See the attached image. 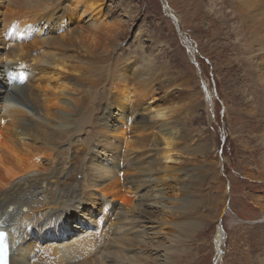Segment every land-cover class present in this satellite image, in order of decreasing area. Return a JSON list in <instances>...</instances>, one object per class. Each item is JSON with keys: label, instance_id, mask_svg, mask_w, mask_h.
I'll list each match as a JSON object with an SVG mask.
<instances>
[{"label": "bare ground", "instance_id": "obj_1", "mask_svg": "<svg viewBox=\"0 0 264 264\" xmlns=\"http://www.w3.org/2000/svg\"><path fill=\"white\" fill-rule=\"evenodd\" d=\"M104 3L9 0L4 15L9 18L2 20L0 32L5 62L0 58V230L8 232L11 264H184L178 248L188 249L201 229L198 210L204 203L197 185L207 184L212 195L211 170L219 164L213 159L205 167L200 155L194 157L204 176L184 186L169 166L181 156L178 146L186 144L187 131L195 144L197 130L190 124L196 122L201 94L191 90L188 75H165L160 89L144 70L145 75L132 74L143 80L134 89L128 66L99 74L101 66L112 64L113 28L97 25L92 16L90 26H79L82 20L70 33L67 29L81 10L97 11ZM209 5L208 14L224 26L236 21L233 33L260 88L264 114V0H211ZM15 8L21 13L15 15ZM40 33L50 38L41 39ZM70 73L77 77L61 85ZM112 106L118 111L111 113ZM206 147L198 142L190 151L195 156ZM151 152L158 157L146 159ZM158 171L174 174L159 177ZM171 178L177 182L170 186L175 197L165 198L168 187L159 182ZM155 183L158 189L148 190ZM156 225L170 227L166 241L158 242L162 231ZM221 232L215 239L220 259ZM260 240L264 246V233ZM262 252L256 264H264Z\"/></svg>", "mask_w": 264, "mask_h": 264}, {"label": "rangeland", "instance_id": "obj_2", "mask_svg": "<svg viewBox=\"0 0 264 264\" xmlns=\"http://www.w3.org/2000/svg\"><path fill=\"white\" fill-rule=\"evenodd\" d=\"M195 1L105 0L104 5L97 11L91 10L86 14L84 10L77 11V19L69 24L67 33L82 20L84 22L79 26H90L89 20L92 16L97 17V25L112 27L113 45L116 42L113 48H109L112 64L101 66L99 74L103 72L102 76L106 77L112 75L117 66L120 70L128 66L129 79L132 77L136 81L134 87L129 86L130 88H138V83L143 81L135 80L132 74H144V70H148L145 72L146 76L157 85L155 88L160 89L162 87L159 85L166 80V76L173 75L178 78L188 75L191 78V90L195 95L201 94V99L196 102L200 104L195 116L196 122L189 123L197 130L194 133L195 144L186 130V144L178 146L181 156H175V161L170 162L169 166L175 167L173 169L179 175L177 180L184 186L190 178L196 181L204 176L201 173L202 168L199 167L200 163L197 164L194 157L196 159L200 155L205 167L213 159L219 165L211 170L214 176L211 182L214 186L212 195L207 194V184L197 185L200 194L198 199H201V204L202 201L204 203L198 210L201 229L190 238L188 249L180 247L177 254L184 264H256V257H263L264 248L260 240L264 233V114L260 108V88L257 89V83L253 81L247 57L240 54L232 27L237 26L236 21H230L224 26L216 16L208 14L211 0H203L199 5ZM8 3L9 0L0 1V32L4 28L2 20L9 18L8 15L4 17ZM62 3L63 1L56 4L57 12L62 11ZM19 11L21 10L15 8L14 14L21 13ZM230 11L231 9L225 10V13ZM63 13L65 18L68 10ZM94 22L95 19L92 23ZM49 25L55 28V20H50ZM46 27L44 30L48 29ZM59 35L60 33L57 36ZM38 36L35 35L32 41ZM40 36L41 39L50 38L42 33ZM45 50L46 48L38 52L40 54ZM2 61L4 62L3 59ZM116 62L117 65L113 67ZM18 66H22L21 62H18ZM74 77L77 76L70 73L61 85L69 86ZM159 92V96L165 94L162 90ZM2 107L4 103L1 105V115ZM110 111L114 113L118 110L112 106ZM141 115L147 117V112ZM198 142L206 144L207 147L194 156L190 150ZM148 155L146 159L150 156L158 157L157 152ZM133 174L135 173L131 175ZM172 174L173 171L156 173L159 177ZM142 176L144 177L137 175L134 178L139 177L140 180ZM156 183L148 190L158 189ZM175 183L177 182L172 178L159 182L161 186L169 188L163 192L167 195L165 198L175 197V192L170 189ZM224 194L225 206L224 197L220 200ZM209 197L219 200L211 202ZM117 208L123 209V206L118 203ZM222 211L224 213L218 220L216 216ZM111 220L114 222L113 218ZM111 220L110 224H113ZM155 227L157 231H162L158 242L166 241L170 227ZM220 231L225 242L221 259L215 243ZM168 247L169 245L162 246V249Z\"/></svg>", "mask_w": 264, "mask_h": 264}, {"label": "snow or ice", "instance_id": "obj_3", "mask_svg": "<svg viewBox=\"0 0 264 264\" xmlns=\"http://www.w3.org/2000/svg\"><path fill=\"white\" fill-rule=\"evenodd\" d=\"M7 233L0 232V264H7V251H8V243H7Z\"/></svg>", "mask_w": 264, "mask_h": 264}]
</instances>
